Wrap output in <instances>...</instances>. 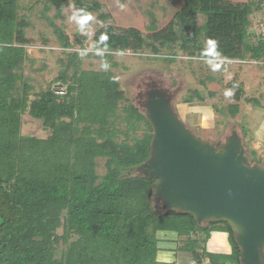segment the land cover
I'll return each instance as SVG.
<instances>
[{"label":"trees","instance_id":"obj_1","mask_svg":"<svg viewBox=\"0 0 264 264\" xmlns=\"http://www.w3.org/2000/svg\"><path fill=\"white\" fill-rule=\"evenodd\" d=\"M48 1L61 14L69 0ZM72 1L90 19L101 10L85 0ZM260 4L186 0L168 27L147 38L136 29L117 30L101 13L106 25L96 33L93 49L110 58L150 46L158 51V44L191 58L264 61V38L258 35L254 42L250 33L251 17ZM19 12L20 0H0V264H174L158 259L159 232L186 237L182 251L197 264L200 246L209 264H241L229 224L203 226L191 215L156 208V179L136 172L149 158L153 130L132 104L124 109L126 131L116 125L124 94L111 73L81 71L79 54H70L69 65L79 73L57 79L67 84V93L60 96L49 89L30 101L33 87L21 73L27 25ZM200 16L206 18L201 25ZM56 33L69 47L63 31ZM237 86L235 99L240 102L243 91ZM195 96L203 99L200 91ZM229 111L235 117L238 103ZM27 113L53 130L50 138L22 135ZM140 129L142 138H130ZM121 135L126 140L119 141ZM99 158L106 159L103 176L97 172ZM216 231L228 233L229 254L207 251L205 245ZM61 244L65 248L58 257Z\"/></svg>","mask_w":264,"mask_h":264},{"label":"rangeland","instance_id":"obj_2","mask_svg":"<svg viewBox=\"0 0 264 264\" xmlns=\"http://www.w3.org/2000/svg\"><path fill=\"white\" fill-rule=\"evenodd\" d=\"M85 1L90 5L101 6L100 12L95 11L91 19L72 0L65 3L61 14L48 0H20L19 15L27 25L25 33L28 41L24 45L27 59L22 63L21 73L33 87L30 101H35L42 92L49 89L64 96L67 84L58 82L57 79L63 73H68L69 78L79 73L76 72L75 65H69L68 60L70 54L78 53L81 71L109 72L119 82L124 100L118 105V120L115 118V122L121 131H126L125 106L132 104L144 114L138 105L139 94L149 89L148 84L157 83L175 93L174 105L177 112L199 138L219 145L235 130L241 136L251 162L257 164L261 161L264 165V61L191 58L173 46L164 48L158 44V51L150 46L139 52L112 53L110 58H106L105 53H97L93 49L96 33L106 25L99 18L101 13L108 15L110 20L107 24L117 30L136 29L147 38L168 27L184 8L186 0ZM227 1L234 4L255 1L257 5L261 2L260 10L254 7L256 10L251 17L250 33L254 42H257L258 35L264 38V0ZM121 5L124 7L121 8ZM205 19L200 16L198 23L203 24ZM57 29L63 31L69 47L65 48L61 44ZM68 65L70 68H67ZM20 85L21 82H18L19 88ZM237 85L243 91L240 102L235 99L239 88ZM196 91H200L203 99L195 96ZM226 92H231V95L226 96ZM190 99L192 101L188 103L187 100ZM237 103L239 111L234 117L230 114L229 106ZM52 134L53 130L46 127L43 120L35 119L28 113L23 116L22 135L46 140ZM143 134L144 131L140 129L136 134H131L130 138H142ZM122 140H126L124 135L119 138V141ZM97 172L100 176L106 174V159H97ZM153 203L158 210L163 209L159 202L154 200ZM207 225L210 227L211 223ZM59 234H63L62 228ZM158 237L159 261L197 264L190 254L182 251L186 237H176L170 232H159ZM205 246L209 252L223 254H229L232 247L228 233L222 231L212 233ZM64 248L65 245L61 244L58 257ZM197 253L199 264H209V260L204 257L203 247H198Z\"/></svg>","mask_w":264,"mask_h":264},{"label":"water","instance_id":"obj_3","mask_svg":"<svg viewBox=\"0 0 264 264\" xmlns=\"http://www.w3.org/2000/svg\"><path fill=\"white\" fill-rule=\"evenodd\" d=\"M139 106L152 130L150 155L137 175L156 179L153 201L199 225H230L241 264H264V165L251 162L233 131L220 144L199 138L174 105L175 93L150 83Z\"/></svg>","mask_w":264,"mask_h":264},{"label":"clouds","instance_id":"obj_4","mask_svg":"<svg viewBox=\"0 0 264 264\" xmlns=\"http://www.w3.org/2000/svg\"><path fill=\"white\" fill-rule=\"evenodd\" d=\"M123 7H124V6L121 5V8H123ZM214 43H215L214 41H209V45H214ZM225 95H226V96H230V95H231V92H226Z\"/></svg>","mask_w":264,"mask_h":264},{"label":"built area","instance_id":"obj_5","mask_svg":"<svg viewBox=\"0 0 264 264\" xmlns=\"http://www.w3.org/2000/svg\"><path fill=\"white\" fill-rule=\"evenodd\" d=\"M65 92H60V94H64Z\"/></svg>","mask_w":264,"mask_h":264},{"label":"flooded vegetation","instance_id":"obj_6","mask_svg":"<svg viewBox=\"0 0 264 264\" xmlns=\"http://www.w3.org/2000/svg\"><path fill=\"white\" fill-rule=\"evenodd\" d=\"M205 226H207V225H205Z\"/></svg>","mask_w":264,"mask_h":264}]
</instances>
